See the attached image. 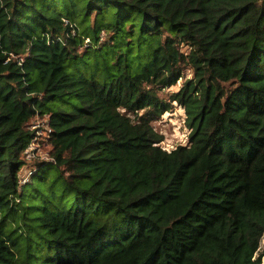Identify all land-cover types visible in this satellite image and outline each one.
<instances>
[{
	"label": "trees",
	"instance_id": "trees-1",
	"mask_svg": "<svg viewBox=\"0 0 264 264\" xmlns=\"http://www.w3.org/2000/svg\"><path fill=\"white\" fill-rule=\"evenodd\" d=\"M262 237L264 0H0V264H259Z\"/></svg>",
	"mask_w": 264,
	"mask_h": 264
},
{
	"label": "rangeland",
	"instance_id": "rangeland-1",
	"mask_svg": "<svg viewBox=\"0 0 264 264\" xmlns=\"http://www.w3.org/2000/svg\"><path fill=\"white\" fill-rule=\"evenodd\" d=\"M192 78V72L190 69H185L183 71V76L176 83L175 86L170 87L166 90L167 94L176 92L181 88V85L186 81ZM164 94V93H162ZM161 94V95H162ZM164 96L163 98H165ZM69 110V109H68ZM153 130L163 137L161 144L162 149L165 151H171L177 146H185L188 142V134L190 129L186 126L185 115L183 109L178 106L176 103L172 104V108L169 112L164 113L159 119L151 123ZM29 129L34 131L35 134V148L26 150L25 161L28 164L32 162H50L51 156V146L48 141V122L47 116L37 115L29 123ZM20 176V181L29 180V167L22 168ZM264 239V237H262ZM261 238V239H262ZM260 239V240H261ZM261 246V247H260ZM259 248L262 252L264 250V243L261 245L259 241ZM264 261V258L262 259Z\"/></svg>",
	"mask_w": 264,
	"mask_h": 264
},
{
	"label": "built area",
	"instance_id": "built-area-1",
	"mask_svg": "<svg viewBox=\"0 0 264 264\" xmlns=\"http://www.w3.org/2000/svg\"><path fill=\"white\" fill-rule=\"evenodd\" d=\"M49 132H50V129H48V134H49ZM35 144H36V142H35V137H34V139L31 141V143L29 144V146L27 147V149H29V150H31L32 148L34 149L36 146H35ZM29 175V174H28ZM26 182H28V179L27 180H22L21 181V183H26ZM260 242H261V245L264 243V239L262 238L261 240H260ZM261 247V246H260ZM258 252H260L261 253V250H260V248L258 249ZM262 252H263V256H262V258H261V261H260V263L259 264H264V261L262 260L263 258H264V250H263V248H262ZM256 258V255L253 257V260Z\"/></svg>",
	"mask_w": 264,
	"mask_h": 264
}]
</instances>
